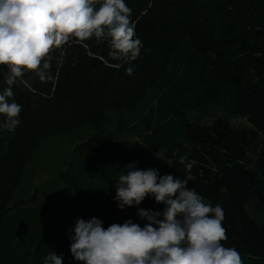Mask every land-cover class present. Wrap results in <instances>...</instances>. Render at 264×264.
Instances as JSON below:
<instances>
[{
	"label": "trees",
	"instance_id": "obj_1",
	"mask_svg": "<svg viewBox=\"0 0 264 264\" xmlns=\"http://www.w3.org/2000/svg\"><path fill=\"white\" fill-rule=\"evenodd\" d=\"M125 3L142 41L135 60L114 59L106 41L72 38L52 52L51 79L41 82L26 72L27 85L17 81L13 86L12 99L22 111L11 132L0 116V264H45L52 253L62 255L63 264H82L70 255L79 218L96 217L105 229L129 219L143 227L147 220L138 215L140 209L159 211L163 219L165 205L152 196L123 209L115 200L126 166L157 169L161 148L170 169L158 170L159 175L184 179L191 163L194 179L188 187L224 210V246L238 250L243 264H264V222L252 219L246 207L254 201L264 213V146L253 164L248 159L249 149L264 136V0ZM7 71L0 66V93L7 87ZM213 107H223L225 114L210 123L187 117L189 111ZM110 111L138 113L123 119L118 133H101L78 145L68 170L60 172L76 190L81 213L56 195L47 197L65 200L73 221L58 208L57 217H51V206L43 202L17 205L9 213L40 143L88 122L100 126ZM233 115L245 117L251 127L233 126ZM139 127L145 147L135 153L118 139L123 128ZM31 200L36 201L35 194Z\"/></svg>",
	"mask_w": 264,
	"mask_h": 264
},
{
	"label": "clouds",
	"instance_id": "obj_2",
	"mask_svg": "<svg viewBox=\"0 0 264 264\" xmlns=\"http://www.w3.org/2000/svg\"><path fill=\"white\" fill-rule=\"evenodd\" d=\"M132 10L125 0H0V66H7L0 93L3 128L14 131L22 106L12 99L13 86L26 72L45 82L51 77L52 52L70 39L106 41L114 59L135 60L142 47L136 38ZM62 55V53H61ZM128 68L126 73L132 74ZM184 158L181 156L180 161ZM117 179L118 207L139 205L148 196L164 204L159 211L140 209L147 220L141 227L127 220L106 229L96 217L75 222L70 251L82 264H243L238 250L225 247V213L217 204L189 188L194 179L191 163L184 179L159 175L157 169L137 170L134 165ZM45 264H63L62 255L45 257Z\"/></svg>",
	"mask_w": 264,
	"mask_h": 264
},
{
	"label": "rangeland",
	"instance_id": "obj_3",
	"mask_svg": "<svg viewBox=\"0 0 264 264\" xmlns=\"http://www.w3.org/2000/svg\"><path fill=\"white\" fill-rule=\"evenodd\" d=\"M161 80L162 78L160 81ZM155 87H157V85L151 87L147 96L154 94L156 90ZM155 103L156 104L153 105L154 110H156L158 105L156 100ZM151 109L152 107L144 109V111L147 113ZM137 113L138 111H125L120 115L117 111H110L105 121L102 122L100 126L88 122L62 136L43 140L35 152L32 161L28 165L23 179L8 205V212L13 213L14 207L17 205H29L35 204L36 202H43L47 206H51L49 208V215L51 217H57L55 210L58 208L73 221L72 213L66 208L67 203L65 200H55L47 197L48 195L60 196L62 199H66L72 203L75 209L78 210V213H81L82 210L79 206V198L76 190L61 180L60 172H66L68 170L73 151L78 145L101 133L119 132L121 121L126 117L131 118ZM224 114L225 111L223 107H213L203 109L202 111H189L187 117L190 121H195L200 118L199 120L203 123H210L214 118L223 116ZM230 121L233 126L251 127L249 121L245 117L239 115L230 116ZM139 129L140 127L138 129L123 128L118 139L119 144L132 152H140L145 147V142L143 140V134ZM263 146L264 136L262 135L260 140L249 149L248 159L251 164L254 163ZM156 168L164 173L168 172L170 169V162L165 158L163 148H161L157 154ZM34 194L36 196V201L31 203ZM246 207L252 219L257 223L264 222V213L258 210L254 201L248 202ZM70 255L72 256V254Z\"/></svg>",
	"mask_w": 264,
	"mask_h": 264
}]
</instances>
